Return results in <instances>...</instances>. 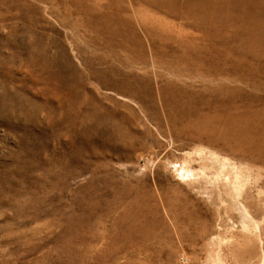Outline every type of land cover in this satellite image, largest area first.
<instances>
[{"label": "rangeland", "instance_id": "rangeland-1", "mask_svg": "<svg viewBox=\"0 0 264 264\" xmlns=\"http://www.w3.org/2000/svg\"><path fill=\"white\" fill-rule=\"evenodd\" d=\"M180 3L0 0V264H264V78Z\"/></svg>", "mask_w": 264, "mask_h": 264}, {"label": "bare ground", "instance_id": "bare-ground-1", "mask_svg": "<svg viewBox=\"0 0 264 264\" xmlns=\"http://www.w3.org/2000/svg\"><path fill=\"white\" fill-rule=\"evenodd\" d=\"M175 1L171 0L172 3ZM180 4L198 25H208V30L216 35L210 36L227 45V52L238 54L235 64H243L246 69L264 78V0H181Z\"/></svg>", "mask_w": 264, "mask_h": 264}, {"label": "built area", "instance_id": "built-area-1", "mask_svg": "<svg viewBox=\"0 0 264 264\" xmlns=\"http://www.w3.org/2000/svg\"><path fill=\"white\" fill-rule=\"evenodd\" d=\"M177 264H189L188 260L182 255L178 258Z\"/></svg>", "mask_w": 264, "mask_h": 264}]
</instances>
